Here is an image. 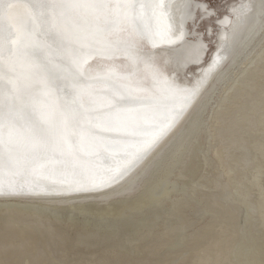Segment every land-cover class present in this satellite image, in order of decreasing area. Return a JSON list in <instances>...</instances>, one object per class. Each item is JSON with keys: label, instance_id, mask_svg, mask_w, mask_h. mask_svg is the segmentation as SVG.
<instances>
[{"label": "bare ground", "instance_id": "1", "mask_svg": "<svg viewBox=\"0 0 264 264\" xmlns=\"http://www.w3.org/2000/svg\"><path fill=\"white\" fill-rule=\"evenodd\" d=\"M162 3L167 8L158 11L165 13V19L171 18L173 29L183 32V40L154 49L140 45V54L156 58L165 76L194 95L187 106L179 93L151 106L139 135H149L153 126L163 124L182 107L183 114L188 111L187 117L177 127L182 114L164 136L163 143L176 129L149 163L133 194L106 196L123 185L121 182L147 155L125 176L100 189H37V194L0 195V213L7 211L14 216L0 225V264H61L55 261L59 257L70 259L69 264H124L134 258L135 264H178L182 258L179 264H264V244H258L262 239L264 243V22L234 50L253 23L257 2L243 0L231 7L230 15L219 19L217 49L223 52L216 50L204 64L206 41L200 31H194L196 41L187 37L191 33L187 22H193L195 9L203 11L206 3ZM121 35L127 38V32ZM47 43L53 50L44 51L48 70L62 94L64 86L58 73L65 63L63 54L55 40ZM93 57H87L88 78L105 75L110 66L117 71L131 70L129 61L118 56L113 60ZM192 63L197 68L192 69ZM138 67L143 74V65ZM187 69L191 70L189 77L184 74ZM145 86H151L150 80ZM139 143L138 139L121 141L122 147L91 161L93 176L106 179L109 170L126 166V155ZM221 150L228 165V172L224 169L227 176L221 172L223 165L220 171L217 168ZM0 180L26 187L30 180L42 185L76 182L70 169L60 164L35 177L3 169ZM251 211L257 212L262 235H249V226L254 225L248 219ZM32 220L37 223H30Z\"/></svg>", "mask_w": 264, "mask_h": 264}, {"label": "snow or ice", "instance_id": "2", "mask_svg": "<svg viewBox=\"0 0 264 264\" xmlns=\"http://www.w3.org/2000/svg\"><path fill=\"white\" fill-rule=\"evenodd\" d=\"M162 8H167L162 0H0V175L7 169L35 177L60 164L76 178L73 184L30 180L27 187L0 180V195L107 187L148 155L176 124L183 107L153 126L149 135H139L151 106L178 93L187 106L194 95L165 76L151 57L140 54V45L154 49L183 40L171 18L158 11ZM48 39L55 40L63 54L65 63L58 73L62 94L44 56L45 50L53 51ZM121 52L130 71L110 66L105 75L94 78L82 71L89 55L113 60ZM148 80L150 87L145 86ZM130 139L140 143L126 155V166L97 180L91 161Z\"/></svg>", "mask_w": 264, "mask_h": 264}, {"label": "rangeland", "instance_id": "3", "mask_svg": "<svg viewBox=\"0 0 264 264\" xmlns=\"http://www.w3.org/2000/svg\"><path fill=\"white\" fill-rule=\"evenodd\" d=\"M197 2H200V3H206L205 6L206 8L202 11L201 8H197L195 9L196 11L194 12V20L193 22L192 21H188L187 22V27L189 29V32L193 33V35L191 33H189L187 35V37H189L190 39H194L195 41L197 39H195L196 35H194V31L197 33L200 31L201 33V36H202V39L204 41H206V46H207V50H206V55H205V60L202 61V63H206L208 62V60L214 55V52L217 50L219 51V53L223 52V51H220L219 49H217V45H218V37H219V32H220V26H221V23L219 22V19L223 18V17H226L227 15H230L231 12H232V8L233 5H236L237 3H240L242 2L243 0H196ZM203 1V2H202ZM256 7L254 8V14H255V17H254V20H253V23L251 24V26L249 27V29L247 30V32L244 34V36L242 37V39L239 41V43L236 45V47L234 48L235 51H237L239 49V47L241 46V44L250 36L251 32L253 30H255L256 28L260 27L261 24L264 22V0H256ZM229 6V7H228ZM213 8V9H212ZM230 10H229V9ZM212 9V10H211ZM206 10V11H205ZM225 11V12H224ZM212 12V13H211ZM210 13V14H209ZM200 20V21H199ZM199 25V26H198ZM211 27V28H210ZM192 28V29H191ZM229 28V27H228ZM216 29V30H215ZM212 32H210V31ZM217 31V32H216ZM216 33V34H215ZM215 34V35H214ZM209 35V36H208ZM212 40V41H211ZM214 40V41H213ZM217 40V41H216ZM216 41V43H215ZM215 43V44H214ZM209 44H211L209 46ZM239 46V47H238ZM233 51V52H235ZM234 54V53H233ZM207 56V57H206ZM231 55L229 57H227L225 60H224V64L225 65L228 60L230 59ZM117 59H122L123 62H124V56H121V55H118V58ZM126 60V59H125ZM156 66L161 69L160 65H159V62L158 60L155 58L154 60ZM202 64V65H203ZM222 65V66H223ZM193 66L192 69H195L197 68V65L196 63H192L191 64V67ZM199 66V65H198ZM172 69L170 68V71ZM188 70V71H187ZM185 71V75H188L190 74V71L189 69H187ZM172 73V71H171ZM190 75H188L189 77ZM208 87V85H207ZM206 87V88H207ZM206 88L205 90H203L202 94L204 95L205 91H206ZM212 91V89H211ZM201 94V95H202ZM192 107V106H191ZM190 109V108H189ZM188 109V110H189ZM188 114V111L185 112L183 114V117L181 118V120H179V122H177V127L180 126V124L185 120V118L187 117L186 115ZM176 130V129H175ZM175 130L172 132V134L175 132ZM171 134V135H172ZM170 135V137H171ZM167 137V136H166ZM169 137V138H170ZM167 138V141L168 139ZM165 137L157 144V146L135 167L134 170H132V172L125 178V180H123L122 183H124L123 185H120L119 187L115 188L114 190H111L109 191L108 193H111V194H107L106 196H114V195H120V196H126V195H129V194H133L137 191V189L140 187V184L144 178V175H145V171H146V168L148 167L149 163L151 162V160L154 158V156L157 154V152L160 150L161 146L164 145L167 141H165L164 143L162 141H164ZM162 143V144H161ZM222 152V153H221ZM221 154V155H220ZM219 157L218 158V163L221 165H217V168L220 169L222 168V165H223V168H222V173H224L226 176H227V173H225L224 169L227 170L228 172V165L226 164V158H225V153L223 152V150H221L219 152V155L217 156ZM222 160V161H221ZM221 162V163H220ZM145 164H147L146 166H144ZM230 178V177H229ZM231 179V178H230ZM229 182V181H228ZM264 182V181H263ZM230 183V182H229ZM119 190H117L118 188H120ZM1 215L3 217H1ZM251 215L248 219H250L254 225L253 227L251 228V226H249V235H253V234H260L262 235V229L261 227L259 226V218H258V215H257V212H253L251 211V213L249 214ZM12 219H14V216L12 215H9L7 213V211L3 212V213H0V225L3 224V223H7L9 221H11ZM2 221V222H1ZM34 221V222H33ZM37 220H32L30 223H37L36 222ZM25 223V221L23 222ZM28 223V222H26ZM195 227V226H194ZM193 227V228H194ZM192 229V228H191ZM192 231V230H191ZM189 231V232H191ZM134 237H137V236H134ZM263 239L261 241L258 242L259 246L264 244L263 242ZM46 247V246H45ZM138 249V248H137ZM140 250V249H139ZM139 250H136L137 253L134 254L133 258L135 256H137L138 254V251ZM260 250H261V247H260ZM224 253V252H223ZM164 253H161V256H163ZM225 254V253H224ZM258 253H255V256H257ZM60 258L64 259L65 260V257H59V259H55V261L61 263V264H64L66 261L67 264L70 263V259L68 260V258L64 261L63 259L60 260ZM256 259H259L258 257H255ZM135 260L132 259V261L129 262V260L127 259L126 263L124 264H135V262L137 263V259L134 258ZM178 260L180 258H177ZM262 259V258H261ZM264 259V257H263ZM131 260V259H130ZM177 260V261H178ZM182 259H180L178 261V264L180 262H183ZM64 262V263H63ZM69 262V263H68ZM91 264V263H90Z\"/></svg>", "mask_w": 264, "mask_h": 264}, {"label": "water", "instance_id": "4", "mask_svg": "<svg viewBox=\"0 0 264 264\" xmlns=\"http://www.w3.org/2000/svg\"><path fill=\"white\" fill-rule=\"evenodd\" d=\"M239 47V46H238ZM94 55V59H98V58H101V57H103V56H100V55H96V54H93ZM93 55H91V56H93ZM118 56V55H117ZM95 62V61H94ZM89 63H86L85 65H84V69H83V72H84V74H85V76H89V75H91V71L88 69V67H89V65H88ZM90 77V76H89ZM188 138V137H187ZM186 138V139H187ZM152 164V163H151ZM151 164H149V166L146 168V170L150 167V165ZM152 168H150L149 170H148V172L151 170Z\"/></svg>", "mask_w": 264, "mask_h": 264}]
</instances>
